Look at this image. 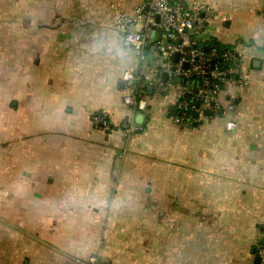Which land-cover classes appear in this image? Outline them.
<instances>
[{"label": "crops", "instance_id": "0c3cea01", "mask_svg": "<svg viewBox=\"0 0 264 264\" xmlns=\"http://www.w3.org/2000/svg\"><path fill=\"white\" fill-rule=\"evenodd\" d=\"M183 1L210 7L200 43L235 52L249 80L189 129L173 119L178 81L145 87L141 113L123 102V74L161 63L109 28L111 6L133 15L143 1L0 0V264H255L264 0ZM96 113L141 131L107 134Z\"/></svg>", "mask_w": 264, "mask_h": 264}, {"label": "built area", "instance_id": "2783aa9c", "mask_svg": "<svg viewBox=\"0 0 264 264\" xmlns=\"http://www.w3.org/2000/svg\"><path fill=\"white\" fill-rule=\"evenodd\" d=\"M141 1L143 5L137 7L133 15H126L117 6H111L113 15L109 28L121 35L125 44L138 54L141 64H147L150 57L158 58L161 63L158 68H151L147 75L123 74L122 81L131 88V94L123 98L127 107L139 113L145 111V87H154L165 93L173 81H178L182 91L175 102L178 114L173 119L183 129H189L204 116V108H218V95L225 84L249 85L247 76L241 73L240 60L235 52L206 51L200 43L199 38L209 23L210 7L183 0ZM175 54L178 55L176 62ZM164 74L167 75L165 82L161 81ZM91 121L96 129L107 134L121 132L132 135L141 131L133 120L112 125L102 113L94 114ZM235 126L233 122H227L226 129L232 131ZM252 256L259 260V264H264V230ZM77 262L104 264L96 256Z\"/></svg>", "mask_w": 264, "mask_h": 264}, {"label": "water", "instance_id": "95a60500", "mask_svg": "<svg viewBox=\"0 0 264 264\" xmlns=\"http://www.w3.org/2000/svg\"><path fill=\"white\" fill-rule=\"evenodd\" d=\"M156 21L158 22V19H156ZM153 35H154V32L151 34V36H153ZM206 51H207V50H206ZM177 59H178V55L175 54V55H174V62H176ZM185 67H186V66H185ZM162 79H163V81L165 82L166 79H167V75L164 74ZM151 91H152V89L149 88V89H148V92H151ZM203 115H204V116H211V113H209V112H204ZM195 117L197 118V115H195ZM138 119H139V120L142 119V116L139 115V117H137V119H136V123H137V124L140 123V122L138 121ZM254 263H255V264H259V260H258V259H255V262H254Z\"/></svg>", "mask_w": 264, "mask_h": 264}, {"label": "trees", "instance_id": "16d2710c", "mask_svg": "<svg viewBox=\"0 0 264 264\" xmlns=\"http://www.w3.org/2000/svg\"><path fill=\"white\" fill-rule=\"evenodd\" d=\"M203 48L207 51H210L211 49H218L219 51L221 50H228L226 48L220 47L217 43L215 42H210L209 44H204ZM196 83V82H195ZM176 112V111H175ZM175 114H178L177 112ZM174 114V115H175Z\"/></svg>", "mask_w": 264, "mask_h": 264}]
</instances>
